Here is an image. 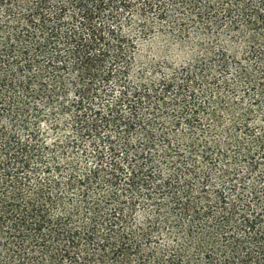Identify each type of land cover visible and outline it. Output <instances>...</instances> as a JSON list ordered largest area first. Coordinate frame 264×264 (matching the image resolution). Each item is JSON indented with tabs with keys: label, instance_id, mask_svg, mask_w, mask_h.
Returning <instances> with one entry per match:
<instances>
[{
	"label": "trees",
	"instance_id": "trees-1",
	"mask_svg": "<svg viewBox=\"0 0 264 264\" xmlns=\"http://www.w3.org/2000/svg\"><path fill=\"white\" fill-rule=\"evenodd\" d=\"M0 264H264V0H0Z\"/></svg>",
	"mask_w": 264,
	"mask_h": 264
},
{
	"label": "rangeland",
	"instance_id": "rangeland-1",
	"mask_svg": "<svg viewBox=\"0 0 264 264\" xmlns=\"http://www.w3.org/2000/svg\"><path fill=\"white\" fill-rule=\"evenodd\" d=\"M153 48L156 47V45H151ZM145 50H148V47H145Z\"/></svg>",
	"mask_w": 264,
	"mask_h": 264
}]
</instances>
